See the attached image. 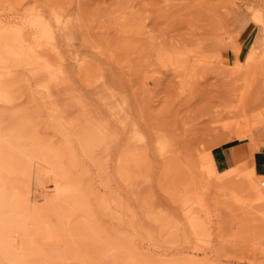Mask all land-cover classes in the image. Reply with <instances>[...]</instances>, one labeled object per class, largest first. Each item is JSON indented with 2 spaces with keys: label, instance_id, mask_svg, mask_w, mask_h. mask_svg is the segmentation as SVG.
Wrapping results in <instances>:
<instances>
[{
  "label": "rangeland",
  "instance_id": "1",
  "mask_svg": "<svg viewBox=\"0 0 264 264\" xmlns=\"http://www.w3.org/2000/svg\"><path fill=\"white\" fill-rule=\"evenodd\" d=\"M0 50V135L18 132L0 167L9 257L264 264V176L245 145L224 171L212 155L264 148V0H0ZM59 95L107 138L81 144Z\"/></svg>",
  "mask_w": 264,
  "mask_h": 264
},
{
  "label": "bare ground",
  "instance_id": "2",
  "mask_svg": "<svg viewBox=\"0 0 264 264\" xmlns=\"http://www.w3.org/2000/svg\"><path fill=\"white\" fill-rule=\"evenodd\" d=\"M260 27H262V26H260ZM5 36H7L6 34L4 35V37ZM2 38H3V36H1ZM8 37H12V38H16V37H19L20 39H22V37L21 36H18V35H16V34H14V33H9L8 34ZM6 38V37H5ZM18 38V39H19ZM24 39V38H23ZM2 40V39H1ZM7 41V40H6ZM25 41V43H27L26 42V40H24ZM8 43V42H7ZM17 43V42H16ZM15 43V44H16ZM19 43V42H18ZM6 45V44H5ZM25 45V44H24ZM12 46V45H11ZM5 47V46H4ZM8 51H9V48H8ZM0 52H1V50H0ZM10 53V52H9ZM15 53V52H14ZM12 54L11 55V57H13V55H15V54ZM4 56V55H3ZM6 56V55H5ZM25 57H26V59L27 60H25V62H27L28 61V63L30 64V65H33L34 67H36L37 69H38V71L40 72V73H43L46 69L45 68H39L40 67V65H41V63H42V61H41V57H40V54L39 53H36V52H33V51H30V53L29 52H27V54H25L24 55ZM11 57H10V61H11ZM8 60H9V58H7ZM5 61V60H4ZM14 62H15V66H17L16 64H19V59H18V56L16 57L15 56V58H14ZM10 63V62H9ZM2 64V63H1ZM11 64V63H10ZM29 65V66H30ZM8 66V65H7ZM12 66V65H11ZM24 66V65H23ZM37 71V72H38ZM55 94H56V91H55ZM0 95H4V91L2 90V89H0ZM58 95V94H57ZM56 95V96H57ZM59 97H61V106H63V108H62V110H64V111H66V113H67V115H68V117H67V121L69 122V124L70 125H72V127H73V129H74V133H75V135H76V138L78 139V141L81 143V144H84V143H88L89 141L91 142V140H93V142H91V143H95L96 141L98 142L99 140L100 141H102L103 139L102 138H107L106 136H104L103 134H102V130L100 131V127L98 126V123L95 121V119L90 115V113H89V111H88V108L86 107V106H84V105H80V104H76V103H74V102H72L71 100H69L68 99V97L66 96V95H59ZM56 100H57V98H56ZM64 100V101H63ZM58 101V100H57ZM59 102H60V99H59ZM60 104V103H59ZM59 104H57L58 106H59ZM59 108V107H58ZM60 109V108H59ZM61 110V109H60ZM56 126V125H55ZM18 133V132H17ZM16 132H14V130H13V132L12 133H9L10 135H8V134H6V135H4V134H1L0 135V141H2L3 143H1L2 144V151L3 152H1L2 153V155H1V157H0V167L1 168H7L9 165H10V163L12 162V161H14V155L16 154V153H14L13 152V147H15L14 145H15V143L14 142H16V134H17ZM4 135V136H3ZM102 135L104 136V137H102ZM18 136V135H17ZM15 139V141H13L14 139ZM89 142V143H90ZM104 142V141H103ZM91 143L89 144L90 146H91ZM95 145V144H94ZM88 146V145H87ZM109 146V145H108ZM82 147V146H81ZM84 147V146H83ZM91 147H93V146H91ZM90 147V150L92 149ZM89 148V147H88ZM83 149V148H82ZM94 149V148H93ZM41 150V149H40ZM40 150L38 151L39 153H40ZM85 150V149H84ZM86 152H87V150H85ZM92 151H94V150H92ZM33 152H35V151H33ZM32 151H30L29 153H30V160L27 162L28 163V165H27V163H26V165L27 166H31V165H33L32 163L34 162V161H32L31 162V160H34V159H37L38 161H39V158H35V157H39V153L38 154H35V153H33ZM49 152H51V151H49ZM85 152V153H86ZM32 153V154H31ZM90 153V152H89ZM34 154L35 155H37V156H34ZM110 154V153H109ZM42 155H43V153H42ZM86 155H88V153L86 154ZM94 155H95V152H94ZM93 154H91V155H89V156H92V157H94L95 158V156H94ZM47 156H50L49 154H47ZM46 156V157H47ZM41 158V157H40ZM93 158V159H94ZM47 159H49V157H47ZM50 159H51V156H50ZM49 159V160H50ZM41 160V159H40ZM36 161V160H35ZM51 161V160H50ZM29 162H31V164L29 163ZM43 162V161H42ZM49 161H47V163H48ZM97 162V161H96ZM122 162V161H121ZM54 163V162H53ZM93 163H94V161H93ZM56 163H54L53 164V167H55L54 165H55ZM99 164V163H98ZM122 164V163H121ZM26 165H25V167L24 168H22L26 173H30V169H31V167L27 170L26 169ZM48 165H50V164H48ZM38 166H39V163H38ZM47 166V165H46ZM56 166H58V164H56ZM49 167V166H48ZM120 167V166H119ZM57 169V170H56ZM118 169V168H117ZM39 170V169H38ZM37 170V171H38ZM29 171V172H28ZM45 171V170H44ZM44 171H43V173H44ZM59 171H61L59 168H54L53 170H49L48 169V171H46V172H49V173H51L52 175H53V179H54V183H56L55 181L56 180H58V176L61 174H59ZM41 172V171H40ZM40 172H38V173H40ZM37 173V172H36ZM35 173V174H36ZM49 173H47V175L49 174ZM44 174H46V173H44ZM50 174V175H51ZM35 176V175H34ZM38 176V175H37ZM40 177L42 176L43 177V174L42 175H39ZM38 176V177H39ZM45 176V175H44ZM49 176V175H48ZM60 178V177H59ZM38 179V178H37ZM42 178H40V180H41ZM43 180H44V178H43ZM61 180V179H60ZM38 181H39V179H38ZM68 181H70L69 179H67V182ZM73 181V180H72ZM71 181V182H72ZM129 181H130V179H129ZM65 182V181H64ZM63 182V183H64ZM66 183V182H65ZM38 185V184H37ZM74 185V184H73ZM39 186V185H38ZM66 186H68V185H66ZM70 187V186H69ZM68 187V188H69ZM72 191L74 190L75 191V189H71ZM66 191H68V189L66 190ZM70 191V190H69ZM68 191V192H69ZM67 192V193H68ZM75 193V192H74ZM73 193V194H74ZM65 194H66V192H65ZM117 197V196H116ZM117 199H118V197H117ZM116 199V200H117ZM0 200H2L1 199V197H0ZM119 200V199H118ZM2 221L0 220V226L3 224V222L1 223ZM1 228V227H0ZM3 228H5V226H3ZM6 230L4 231H2L1 230V232H0V239H3V243H4V240L6 241V240H8L7 239V236L9 235L8 233H9V230L10 229H7V227L5 228ZM164 230V229H163ZM166 230V229H165ZM165 230H164V232H165ZM48 234V236L49 237H51V235L49 234V233H47ZM0 241H2V240H0ZM9 241V240H8ZM8 241H6V243L8 242ZM9 243V242H8ZM8 243H7V245H8ZM1 244V243H0ZM6 244L5 245H1L0 246V264H29L30 262H32L33 264H89V261L88 260H86L88 263H86V261H83L82 259H80V255H79V253H71L72 255H74L75 257L77 256V260H73L72 259V261H69V260H67V259H63V257L64 256H66L65 255V253L63 252V253H61L62 255H64V256H62V255H60V256H57V257H55L53 260H48V259H45V258H43V257H41V256H38L36 259H34V261H31L30 259H28L27 258V256L26 255H24L25 253H21L20 255H18L17 257H14V258H11V257H9V255L5 252V250H6V246H7ZM5 248H4V247ZM78 247V246H77ZM94 248V247H93ZM3 249H4V251H3ZM77 249V248H76ZM7 251V250H6ZM67 251V250H66ZM70 251V250H69ZM73 251V250H72ZM76 251V250H75ZM85 251V250H84ZM76 252H79L78 250L76 251ZM72 255H70V259H71V256ZM67 256H69V252H68V255ZM66 256V257H67ZM29 257V256H28ZM59 257H62L61 259H59ZM73 257V256H72ZM74 258V257H73ZM75 259V258H74Z\"/></svg>",
  "mask_w": 264,
  "mask_h": 264
},
{
  "label": "crops",
  "instance_id": "3",
  "mask_svg": "<svg viewBox=\"0 0 264 264\" xmlns=\"http://www.w3.org/2000/svg\"><path fill=\"white\" fill-rule=\"evenodd\" d=\"M236 31L238 33V39L242 44L246 45L249 43L256 28L254 25L249 24L246 19H241L236 22ZM245 145V146H243ZM245 147L246 155L249 159H252L253 167L257 175L264 176V148H260L258 151H254L249 143L244 144L243 142H230L212 150V155L215 160V164L218 170L224 171L234 166V150L238 147Z\"/></svg>",
  "mask_w": 264,
  "mask_h": 264
}]
</instances>
